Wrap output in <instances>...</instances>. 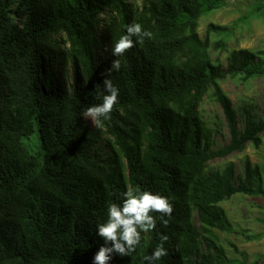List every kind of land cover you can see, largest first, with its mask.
Wrapping results in <instances>:
<instances>
[{
	"label": "trees",
	"instance_id": "trees-1",
	"mask_svg": "<svg viewBox=\"0 0 264 264\" xmlns=\"http://www.w3.org/2000/svg\"><path fill=\"white\" fill-rule=\"evenodd\" d=\"M225 3L0 0V264H92L108 203L137 185L167 196L174 211L167 227L152 213L156 229L110 264H145L160 233L168 255L157 264H263L249 263L245 251L230 256L217 232H234L224 202L264 194L262 165L249 158L242 173L234 163L209 166L261 147L264 135V111L236 106L222 86L264 77V50L230 48L239 29L264 20V0L201 35V18ZM133 22L153 38L114 57ZM114 59L119 100L110 120L94 124L82 114L101 102ZM205 98L223 110V146L215 147L221 121L214 127L200 110Z\"/></svg>",
	"mask_w": 264,
	"mask_h": 264
},
{
	"label": "rangeland",
	"instance_id": "rangeland-1",
	"mask_svg": "<svg viewBox=\"0 0 264 264\" xmlns=\"http://www.w3.org/2000/svg\"><path fill=\"white\" fill-rule=\"evenodd\" d=\"M256 1L258 0H226L223 8L201 18L200 34L205 35L206 26L211 22L223 25L233 24ZM234 47L264 50V20L253 19L248 27L239 29L230 41V48ZM224 55L225 53L222 55L223 58ZM222 86L236 106L249 102L260 114H263L264 77H258L247 83L229 78L222 82ZM200 110L211 124L216 120L221 121V132L215 135V147L225 145L230 139V134L220 104L205 98ZM245 158H249L252 164L262 165L264 179V135L261 147L254 148L252 145H248L245 151L212 160L209 166L213 169H222L227 164L234 163L238 172L242 173ZM223 205L227 209L229 219L234 227L232 233L217 230L227 247L228 254L241 258V253L245 251L249 263L258 259L264 264V194H237L224 202ZM242 231L243 234L238 233ZM247 235H256L258 238L248 239Z\"/></svg>",
	"mask_w": 264,
	"mask_h": 264
},
{
	"label": "clouds",
	"instance_id": "clouds-1",
	"mask_svg": "<svg viewBox=\"0 0 264 264\" xmlns=\"http://www.w3.org/2000/svg\"><path fill=\"white\" fill-rule=\"evenodd\" d=\"M150 30H145L142 24L133 22L127 26L126 34L115 41L112 48L114 57L123 56L133 48L137 42L143 43L145 38H153ZM121 69L120 59H114L111 66L106 69L103 87L105 94L101 102L91 105L83 112L85 119L97 123L101 118L110 120L114 106L119 100V88L114 85L111 77L113 71ZM174 206L167 196L142 190L139 185L128 187L122 194L121 203L109 202L107 205V219L97 225L96 234L104 241L93 257L92 264H110L115 255L121 257L131 256L141 246L142 234L155 230L157 218L152 213H159L160 223L167 227ZM169 237L160 233L159 243L150 255L143 256L145 264H157L162 257L168 255L165 243Z\"/></svg>",
	"mask_w": 264,
	"mask_h": 264
}]
</instances>
